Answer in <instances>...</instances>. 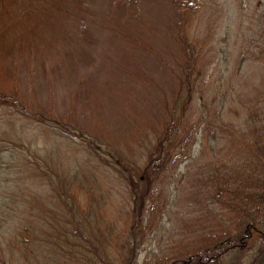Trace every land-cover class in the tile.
I'll return each mask as SVG.
<instances>
[{"label":"rangeland","instance_id":"obj_1","mask_svg":"<svg viewBox=\"0 0 264 264\" xmlns=\"http://www.w3.org/2000/svg\"><path fill=\"white\" fill-rule=\"evenodd\" d=\"M200 3L190 19L173 0H0V216L23 213L25 204L42 198L49 203L50 177L42 174H53L55 168L67 170L74 186L81 177L98 178V194L117 180L76 140L53 135L23 116L84 129L134 159L143 154L138 142L149 126L164 129L166 105L171 104L165 100H171L172 79L182 62L174 40L180 27L200 51L197 94L208 111L201 113L196 98V116L213 120L224 103L225 118L229 107L241 108L257 98L264 89V58L257 57L264 51V0ZM184 141L188 145L177 152L178 164L167 167L171 186L163 197L168 200L186 196V189L175 183V169H186L196 145L186 133ZM200 161L206 164L207 158ZM79 193L86 200L88 191ZM122 195L115 189L108 207L99 210L107 217L104 226L116 217L123 228ZM41 207L34 209L44 211ZM52 209L48 205L47 211ZM162 215L166 231L156 228L159 234L150 246L157 253L185 243L193 214L173 201ZM7 240L0 237V248Z\"/></svg>","mask_w":264,"mask_h":264},{"label":"trees","instance_id":"obj_2","mask_svg":"<svg viewBox=\"0 0 264 264\" xmlns=\"http://www.w3.org/2000/svg\"><path fill=\"white\" fill-rule=\"evenodd\" d=\"M200 1L173 0L181 15L190 19L202 7ZM177 32L174 40L182 62L172 79L171 100H165L171 104L166 105L164 129L149 126L138 142L144 152L136 159L84 129L44 116H23L53 135L76 140L117 180L98 194V178L86 181L80 171L77 177L82 182L75 186L67 181V170L42 174L50 177L53 201L42 198L32 206L25 204L23 213L1 214L0 237L9 240L0 248V264H264V89L241 108L229 107L225 118L224 103L216 116H210L213 120L196 116V98L201 113L208 111L197 94L200 51L188 41L184 28ZM257 57L263 59L264 51ZM185 133L201 150H188L186 169H175V183L186 189L185 199L168 200L163 196L171 186V168L178 164L182 145H188ZM205 158L203 164L200 160ZM115 189L123 194L118 201L119 209L125 210L122 229L116 217L104 226L106 214L99 215ZM84 190L86 200L80 198ZM173 201L193 214L192 224L185 223L190 237L157 253L150 250L151 241L159 234L156 228L166 231L162 214ZM48 205L53 209L47 211ZM35 206L44 211L36 212Z\"/></svg>","mask_w":264,"mask_h":264}]
</instances>
